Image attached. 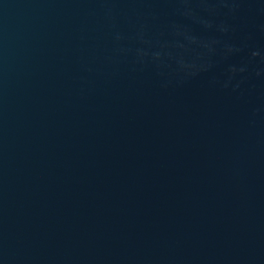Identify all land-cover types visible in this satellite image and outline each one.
Masks as SVG:
<instances>
[{
	"label": "water",
	"instance_id": "95a60500",
	"mask_svg": "<svg viewBox=\"0 0 264 264\" xmlns=\"http://www.w3.org/2000/svg\"><path fill=\"white\" fill-rule=\"evenodd\" d=\"M0 264H264V0H0Z\"/></svg>",
	"mask_w": 264,
	"mask_h": 264
}]
</instances>
